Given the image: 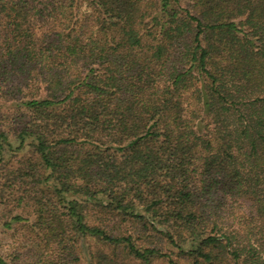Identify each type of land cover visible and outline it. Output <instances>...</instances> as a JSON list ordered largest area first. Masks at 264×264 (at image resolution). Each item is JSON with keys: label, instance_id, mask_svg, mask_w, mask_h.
I'll return each instance as SVG.
<instances>
[{"label": "trees", "instance_id": "1", "mask_svg": "<svg viewBox=\"0 0 264 264\" xmlns=\"http://www.w3.org/2000/svg\"><path fill=\"white\" fill-rule=\"evenodd\" d=\"M0 264H264V0H0Z\"/></svg>", "mask_w": 264, "mask_h": 264}, {"label": "rangeland", "instance_id": "2", "mask_svg": "<svg viewBox=\"0 0 264 264\" xmlns=\"http://www.w3.org/2000/svg\"><path fill=\"white\" fill-rule=\"evenodd\" d=\"M0 215H2L1 212ZM16 245H17V237L11 236L10 233L4 234L0 229V251L4 254H9L13 252L12 250L16 247Z\"/></svg>", "mask_w": 264, "mask_h": 264}]
</instances>
